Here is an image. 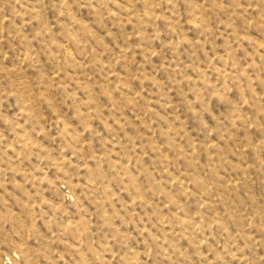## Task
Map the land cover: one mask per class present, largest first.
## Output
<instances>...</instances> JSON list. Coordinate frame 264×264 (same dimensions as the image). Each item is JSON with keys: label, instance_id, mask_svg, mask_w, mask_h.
<instances>
[{"label": "rangeland", "instance_id": "1", "mask_svg": "<svg viewBox=\"0 0 264 264\" xmlns=\"http://www.w3.org/2000/svg\"><path fill=\"white\" fill-rule=\"evenodd\" d=\"M0 264H264V0H0Z\"/></svg>", "mask_w": 264, "mask_h": 264}]
</instances>
